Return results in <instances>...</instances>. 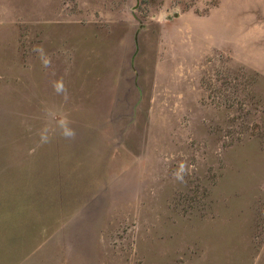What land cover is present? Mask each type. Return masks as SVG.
<instances>
[{"label": "rangeland", "instance_id": "374dc122", "mask_svg": "<svg viewBox=\"0 0 264 264\" xmlns=\"http://www.w3.org/2000/svg\"><path fill=\"white\" fill-rule=\"evenodd\" d=\"M0 264H264V0H0Z\"/></svg>", "mask_w": 264, "mask_h": 264}, {"label": "clouds", "instance_id": "9594fccd", "mask_svg": "<svg viewBox=\"0 0 264 264\" xmlns=\"http://www.w3.org/2000/svg\"><path fill=\"white\" fill-rule=\"evenodd\" d=\"M42 52V49H38ZM45 64L48 63L47 60L44 61ZM56 90L59 92V91H62L64 90V86L61 82H58L57 85H56ZM61 127L64 129V135L65 136H71L73 135L72 131L70 129L67 128V122H61ZM44 139H46V137H44ZM178 178H181V177H178Z\"/></svg>", "mask_w": 264, "mask_h": 264}]
</instances>
